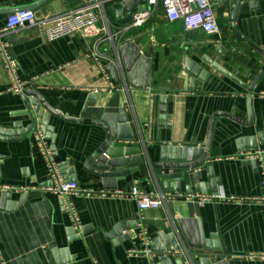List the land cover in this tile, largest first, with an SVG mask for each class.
Listing matches in <instances>:
<instances>
[{
	"label": "crops",
	"instance_id": "obj_1",
	"mask_svg": "<svg viewBox=\"0 0 264 264\" xmlns=\"http://www.w3.org/2000/svg\"><path fill=\"white\" fill-rule=\"evenodd\" d=\"M38 1L0 0V43L22 85L9 90L0 48V188L27 189H0V261L264 264L248 257L264 255V201L255 200L264 195V158L239 155L264 151V0L217 4L214 35L169 22L160 0H142L150 16L141 27L118 23L124 0H102L101 20L83 35L46 41L37 27L1 31L10 9ZM80 2L47 0L32 10L53 18ZM33 122L65 180L107 193L136 184L162 197L143 213L150 256L128 254L142 247L130 198L69 195L80 225L73 230L59 196L44 190L50 177ZM101 124L111 128L102 151ZM127 148L138 153L107 155Z\"/></svg>",
	"mask_w": 264,
	"mask_h": 264
},
{
	"label": "built area",
	"instance_id": "obj_2",
	"mask_svg": "<svg viewBox=\"0 0 264 264\" xmlns=\"http://www.w3.org/2000/svg\"><path fill=\"white\" fill-rule=\"evenodd\" d=\"M165 18L169 22L180 21L185 30L200 29L207 35L219 34L214 8L217 4L226 0H160ZM157 0H147L148 5H155ZM101 12H103L102 0H81L80 4L62 15L49 18L38 17L32 9H25L10 13L5 18V26L1 30L4 33L13 32L23 28L37 27L41 30L46 41H54L71 34L83 35L88 29L93 28L101 20ZM150 16L149 12H136L131 16V25L133 27H141L144 21ZM108 38L111 37L108 33ZM0 48L6 63L7 70L13 80V85L9 90L20 93L22 85L17 81L15 76V62L6 55L3 45ZM90 56L98 62L100 57L96 45L92 46ZM102 70V66H100ZM37 145L46 161L47 171L50 177V184L44 188L59 196L64 210L69 214L73 222V230H79L73 206L68 200L69 195L77 197L83 196H101V197H119L130 198L135 201L138 209L137 218V238L142 244L140 248H131L128 250L129 255L150 256L149 244L151 238L145 223L143 213L150 209H158L162 205V197L158 194L146 192L138 185L131 186L127 191H119L114 193L92 192L88 189L81 188L75 181L65 180L61 174L57 164L52 159V153L45 142V135L41 130L36 129L34 133ZM240 157L246 160L258 159L262 162L264 151L242 152ZM262 166V163L260 164ZM263 176L261 181V189L264 194V169L261 170ZM1 190L27 191L25 188L1 187ZM170 198V195H168ZM188 199L194 198L192 195L187 196ZM195 198L200 203L212 200L211 197L205 195H196ZM243 200V199H242ZM246 200V199H245ZM248 200V199H247ZM257 201H264V195ZM173 251L166 250L163 256L171 254ZM175 252V251H174ZM249 258L258 257L264 259V255L249 254ZM0 264H3L0 261Z\"/></svg>",
	"mask_w": 264,
	"mask_h": 264
},
{
	"label": "water",
	"instance_id": "obj_3",
	"mask_svg": "<svg viewBox=\"0 0 264 264\" xmlns=\"http://www.w3.org/2000/svg\"><path fill=\"white\" fill-rule=\"evenodd\" d=\"M46 1L47 0H39L35 5L17 7L14 9H10V11H20V10H25V9H32V8H35V7H38L42 4H44ZM120 6H121V12L126 13L125 19H123L122 21H118V23H120V24H123V23H126L127 21H129L131 19L133 12H135V11L144 12L147 9V4L142 3V0H124L120 3ZM113 10H114V13H116V15L119 16L120 10H117V9H113ZM109 71H111V69ZM112 71H113V69H112ZM37 124L39 125V123L33 122V131L36 129ZM101 125L104 127V129L106 131V139H105L103 147L101 149V151H102L107 146V144H109L108 142H109L110 137H111V128L109 129L104 124H101ZM114 153L116 155H121L122 153L124 155L133 154V153L136 154V153H138V149L127 148L124 150H117V151L114 150V152H111V153L109 152V153H107V155L112 156ZM107 163L111 166H115V164L121 163V161L114 162V161L107 160ZM174 246H176V245H174ZM174 248H177V247H174ZM190 260L193 264L194 260L191 256H190Z\"/></svg>",
	"mask_w": 264,
	"mask_h": 264
}]
</instances>
